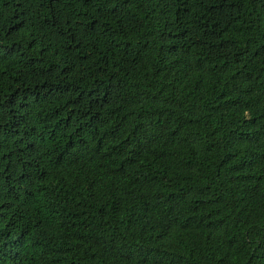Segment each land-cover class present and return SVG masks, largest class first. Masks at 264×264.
<instances>
[{
    "label": "trees",
    "instance_id": "obj_1",
    "mask_svg": "<svg viewBox=\"0 0 264 264\" xmlns=\"http://www.w3.org/2000/svg\"><path fill=\"white\" fill-rule=\"evenodd\" d=\"M0 264H264V0H0Z\"/></svg>",
    "mask_w": 264,
    "mask_h": 264
}]
</instances>
